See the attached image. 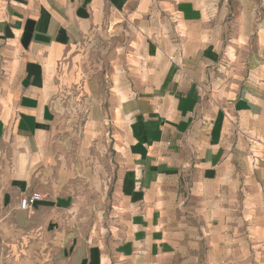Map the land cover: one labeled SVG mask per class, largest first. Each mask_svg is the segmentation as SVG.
<instances>
[{
    "label": "crops",
    "instance_id": "obj_1",
    "mask_svg": "<svg viewBox=\"0 0 264 264\" xmlns=\"http://www.w3.org/2000/svg\"><path fill=\"white\" fill-rule=\"evenodd\" d=\"M116 18L146 29L133 40L137 63L87 75L78 47ZM66 106L69 122L112 127L125 156L121 195L148 216L187 201V186L191 198L202 186L217 195L244 186V205L263 208L264 0H0V215L18 236L10 255L123 264L103 261L69 229L80 175L62 128ZM34 193L43 199L20 209Z\"/></svg>",
    "mask_w": 264,
    "mask_h": 264
},
{
    "label": "rangeland",
    "instance_id": "obj_2",
    "mask_svg": "<svg viewBox=\"0 0 264 264\" xmlns=\"http://www.w3.org/2000/svg\"><path fill=\"white\" fill-rule=\"evenodd\" d=\"M229 1L231 6L236 3ZM235 16L232 7L228 18ZM119 20H108L88 33L78 47L87 75L104 72L110 76L137 63L131 51L139 45L133 40L145 27L132 25L130 20L116 24ZM163 20L161 16L162 31L168 26ZM225 43L230 57L232 43ZM68 108L61 123L64 132L68 130L64 134L80 175L69 191L75 198L70 217L74 223L69 229L77 241L86 240L93 251L106 254L103 261L123 264H264V207L256 208L252 199L244 205V186H223L220 195L217 187L202 186L194 191L198 194L194 198L187 186V201H176L167 216H148L143 203L132 204L121 195L119 178L125 156L115 147L112 127L104 130L83 118L69 122ZM251 192L258 194L256 189ZM10 222L11 218L0 215V264H23L21 257H15L19 262L9 252L8 245L18 237Z\"/></svg>",
    "mask_w": 264,
    "mask_h": 264
},
{
    "label": "built area",
    "instance_id": "obj_3",
    "mask_svg": "<svg viewBox=\"0 0 264 264\" xmlns=\"http://www.w3.org/2000/svg\"><path fill=\"white\" fill-rule=\"evenodd\" d=\"M43 197L40 194H31V195H26L22 197L19 201V208L22 210H25L27 212H30L34 205L38 202L41 201Z\"/></svg>",
    "mask_w": 264,
    "mask_h": 264
}]
</instances>
